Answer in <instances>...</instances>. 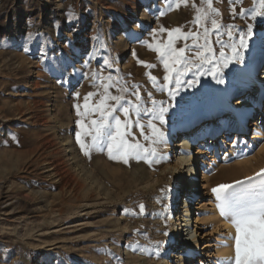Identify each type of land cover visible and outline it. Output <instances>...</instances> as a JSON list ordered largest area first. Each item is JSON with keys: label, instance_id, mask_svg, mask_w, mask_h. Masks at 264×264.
Returning <instances> with one entry per match:
<instances>
[{"label": "rangeland", "instance_id": "1", "mask_svg": "<svg viewBox=\"0 0 264 264\" xmlns=\"http://www.w3.org/2000/svg\"><path fill=\"white\" fill-rule=\"evenodd\" d=\"M257 11L264 13V0H213L212 8L204 0H0V264H182L173 258L176 246L165 242L185 204L182 196L171 204L182 181L175 171L167 176L169 195L160 201L154 180H142L154 162L149 124H158L153 117L167 108L165 138L171 126L207 116L217 87L237 83L244 52L246 65L264 63V15ZM170 36L185 51L166 80L167 55L156 49L167 53ZM241 36L246 47L238 60L233 45ZM113 95L121 99H106ZM102 102L104 112L112 106L108 122L115 125L118 116L127 124L125 138L141 146L130 150L127 163L116 151L110 157L106 138L102 151L90 147L87 154L77 140L79 133L91 146L88 132L92 120L102 119ZM248 130L247 143L258 142L253 150L219 159L209 189L197 188L191 201V218L197 220L203 200L207 221L188 264H221L216 254L223 250L233 251L234 264L236 228L220 214L212 190L225 184L216 175L221 170L236 189L264 184V106ZM235 140L224 139L223 146L218 140L217 154L231 152ZM168 150L163 155L172 172L176 150ZM214 155L211 147L210 163ZM181 231L176 245L185 243Z\"/></svg>", "mask_w": 264, "mask_h": 264}, {"label": "bare ground", "instance_id": "2", "mask_svg": "<svg viewBox=\"0 0 264 264\" xmlns=\"http://www.w3.org/2000/svg\"><path fill=\"white\" fill-rule=\"evenodd\" d=\"M236 46L241 48L240 43ZM246 58L247 56L244 52V55L240 59V63L236 66L239 68V71L235 86L229 87L225 84L217 87L215 102H212L207 116L193 119L186 126H171L163 141L153 135V129L149 132V147L151 152L155 153L154 155L152 154L154 162L149 163L148 168L150 171L148 170V173L143 175L142 180H145L148 183L154 180L153 191L158 192L157 197L160 201L168 193L165 180L171 173L175 171L174 173H176L179 176V180L182 181L180 184H183L182 186L177 185V191H175L171 200V204L175 206L177 201H181L185 198V204L179 212V217L175 220L178 224L173 226L172 234L165 235L166 245H174L177 248V252L175 253L177 255L173 258L179 259L183 262L182 264H188L193 257L195 258V256H197L195 252H198V238L200 236L198 230L201 226H204L205 221H207L205 218L206 206L203 204V200H198V202H201L198 204L199 213L197 215V220L195 221L191 218L193 213L191 201L193 202L197 195V188L203 191L209 189L211 170L216 167L219 159H229L240 151L243 152L245 149L246 152H250L253 150L255 144L258 143L257 140L247 143L244 135L247 134L249 126L253 124V119L257 114L262 112V107L264 106V73L261 78L259 77L261 74L257 76V70L260 63L256 62L252 66L246 65ZM154 125L162 132L167 131V123L165 122L161 124L159 121L158 124ZM196 128L198 129L197 136H192L191 134H194L193 132ZM258 128L259 126L257 125V128L255 129L257 130ZM219 130L225 131L214 141H201L196 147L194 146L195 148L193 147L194 142L199 136H205L208 133L214 135V133ZM178 137H180V141H177ZM231 138L236 139L234 149L231 152H225L222 155H220V153L217 154V141L220 140V145L223 146L225 144L224 139ZM174 142L175 146L173 145ZM158 146L163 149L158 148ZM172 147L176 150V160L173 171L170 172L166 169L168 159L163 153L167 152V150ZM211 147H214L215 149V155L212 156L214 162L212 163L209 161ZM177 151H179V154H177ZM207 152H210L208 157ZM216 175L223 183L227 184L230 182L231 176L227 174L225 170L219 171ZM186 193H189V195ZM168 195L169 194H167V196ZM181 196L182 199H180ZM162 202L164 203V200ZM213 218L214 211L212 214L211 212L208 214V219ZM162 222H164L162 224L165 225V221L163 220ZM162 229L163 228L159 229L157 233L161 234L163 231ZM179 231H181L182 234L185 232V244H181V242L179 245H176L175 237L177 240ZM159 246L160 248L162 247L161 244L156 245L157 248ZM216 255L219 256L221 264H233L234 253L232 250H223ZM197 264H203L202 259L199 262L197 261Z\"/></svg>", "mask_w": 264, "mask_h": 264}, {"label": "snow or ice", "instance_id": "3", "mask_svg": "<svg viewBox=\"0 0 264 264\" xmlns=\"http://www.w3.org/2000/svg\"><path fill=\"white\" fill-rule=\"evenodd\" d=\"M209 8H212L213 0H204ZM187 3V0H185ZM215 11V9H213ZM255 15H264L257 11ZM199 19V18H198ZM214 28H218L219 25L215 20L212 21ZM179 32V29L176 30ZM207 31V30H206ZM248 35H251V29H249ZM187 37L185 36V39ZM240 47H246V40L244 36L240 37ZM26 51L28 49H25ZM160 51L162 57L167 55V59L164 61V66L169 70V76H165L164 79L170 80L171 73L176 71L175 65L181 64L184 60V49H176L173 44V40L170 36L169 44L167 45V53L160 48L156 49ZM209 52L211 49H207ZM233 58L239 56V48L236 45H233ZM221 57H224V53L221 52ZM198 59L206 60L204 53L198 51L196 53ZM42 59L47 58V53H42ZM211 62V61H207ZM227 67V60L223 65ZM191 69L185 66L184 71H190ZM179 75V73H178ZM214 78L215 75H214ZM155 80V77H152ZM218 83H224L223 79L220 78L217 81ZM176 85L180 84V80L176 79ZM191 86V85H190ZM109 85H105V91ZM163 90V89H161ZM137 96L139 93H135ZM78 95V94H77ZM92 95L91 93L89 94ZM170 96H174L172 91H169ZM106 99H111L113 101H119L121 97L119 96H110ZM138 107V106H137ZM104 104L102 102L101 108L98 109L101 111L102 119L97 122L92 120L91 130L88 132V135L91 137V146L85 144L80 137V134L77 133V140L80 141V146L85 150L86 154L90 147L98 148V150H103L99 146L104 143L105 138L109 141L107 145V150L111 158L116 159L117 156L113 155V152L116 151L121 154V158L124 159V162L127 163V156L130 154V150L138 149L141 146L139 144H131L125 138L127 124L124 121H121L120 118L114 117L115 125L108 122L107 117L112 115V106H107L108 110L103 111ZM124 114L127 116L129 113L128 108L123 109ZM167 111V108L160 107L159 115L154 116L153 119H159L161 124H163L164 117L163 113ZM83 125V122H81ZM153 129V135L158 137L159 140H163L164 133L160 131L154 124H149ZM141 133L143 134V125H140ZM114 129V130H113ZM147 138V137H145ZM155 142V141H153ZM155 154L154 152L152 153ZM139 158V156H137ZM257 175H260L259 173ZM252 180L251 177L248 178ZM236 184L243 185V181H237ZM232 191H229V190ZM216 199L218 200L220 214L225 218H230L231 222L235 225L236 236L235 240V251L236 257L234 264H264V184H262L259 189L255 187L244 188L241 187L236 189L235 185L231 184H221L212 190ZM144 206L140 205L141 212L143 211Z\"/></svg>", "mask_w": 264, "mask_h": 264}]
</instances>
